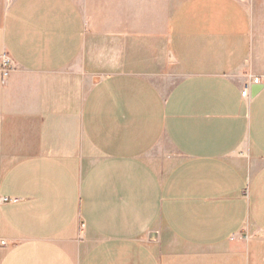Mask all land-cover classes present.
<instances>
[{
  "label": "crops",
  "instance_id": "0c3cea01",
  "mask_svg": "<svg viewBox=\"0 0 264 264\" xmlns=\"http://www.w3.org/2000/svg\"><path fill=\"white\" fill-rule=\"evenodd\" d=\"M262 47L240 0H0V264H264Z\"/></svg>",
  "mask_w": 264,
  "mask_h": 264
},
{
  "label": "rangeland",
  "instance_id": "374dc122",
  "mask_svg": "<svg viewBox=\"0 0 264 264\" xmlns=\"http://www.w3.org/2000/svg\"><path fill=\"white\" fill-rule=\"evenodd\" d=\"M245 5L253 19V36L256 43L264 46V0H240ZM264 49V47H262ZM178 76L173 75L167 78H154L156 84L162 88H168L177 80Z\"/></svg>",
  "mask_w": 264,
  "mask_h": 264
},
{
  "label": "built area",
  "instance_id": "2783aa9c",
  "mask_svg": "<svg viewBox=\"0 0 264 264\" xmlns=\"http://www.w3.org/2000/svg\"><path fill=\"white\" fill-rule=\"evenodd\" d=\"M12 70V66H11V60L10 58L6 55V54H2L0 55V74L2 75V77H7L9 75V73ZM259 78L258 77H253L251 80V83L257 84L259 83ZM248 89H249V84H246L240 94L242 97H248ZM4 201H9V200H14V199H9V198H4ZM6 243L4 240H0V246H4Z\"/></svg>",
  "mask_w": 264,
  "mask_h": 264
},
{
  "label": "water",
  "instance_id": "95a60500",
  "mask_svg": "<svg viewBox=\"0 0 264 264\" xmlns=\"http://www.w3.org/2000/svg\"><path fill=\"white\" fill-rule=\"evenodd\" d=\"M259 89H260V87H255V88L252 90V94H254L255 92H257ZM150 237H151V236H150Z\"/></svg>",
  "mask_w": 264,
  "mask_h": 264
}]
</instances>
